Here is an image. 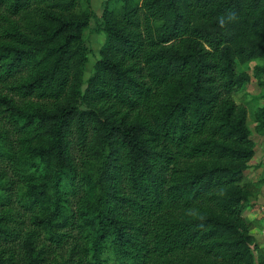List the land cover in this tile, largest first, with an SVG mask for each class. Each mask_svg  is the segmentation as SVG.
<instances>
[{
	"label": "trees",
	"instance_id": "16d2710c",
	"mask_svg": "<svg viewBox=\"0 0 264 264\" xmlns=\"http://www.w3.org/2000/svg\"><path fill=\"white\" fill-rule=\"evenodd\" d=\"M90 1L0 0V264H261L264 0H109L85 81Z\"/></svg>",
	"mask_w": 264,
	"mask_h": 264
},
{
	"label": "rangeland",
	"instance_id": "374dc122",
	"mask_svg": "<svg viewBox=\"0 0 264 264\" xmlns=\"http://www.w3.org/2000/svg\"><path fill=\"white\" fill-rule=\"evenodd\" d=\"M107 1L109 0H91L88 4V6H90V8L97 14V17L91 19L89 26L84 31V40L90 51L88 62L85 66V81L93 75L95 63L99 58V52L106 41V34L104 32H99V23ZM256 67L263 70L258 78H256ZM239 69L240 71L247 72L251 76V81L245 88L236 93L233 98L238 105L244 106L247 110V125L256 142L257 155L261 157V163L264 165V121L259 124L256 119V115L260 109L264 108V59H256L248 63H241ZM0 92L11 95L10 91H8L5 86L0 85ZM78 161L79 159H77V162ZM252 181L257 184L256 186H251L252 189L250 190H252V194H255L250 200V203L246 205L247 208L248 206H251V203H253L251 206L252 208H257L259 206V202H254V200L257 199L259 195L260 191H258V189L261 188V185H264V172H262L259 178L257 176L253 178ZM250 213L251 212H247L246 210L244 211L246 219ZM258 215H261V213L258 214L257 212V214H253L252 219L254 218V220H250L252 228L251 233L256 241L254 255L258 263L264 264V218H259ZM105 258L110 259V261L115 264V258L112 253H107Z\"/></svg>",
	"mask_w": 264,
	"mask_h": 264
},
{
	"label": "crops",
	"instance_id": "0c3cea01",
	"mask_svg": "<svg viewBox=\"0 0 264 264\" xmlns=\"http://www.w3.org/2000/svg\"><path fill=\"white\" fill-rule=\"evenodd\" d=\"M261 157L257 155V152H256V155L255 157L252 159V161L249 163L250 165V168L248 169L247 173H246V178H245V181L246 183H249L250 185L252 186H256V182H253V178H255L256 176L259 178V176L262 174V172H264V165L261 163ZM261 168H260V167ZM259 168V169H258ZM259 192V195L257 197V199L254 200L259 202V206L257 208H252L251 206L253 205V203H251V206H248V208L246 209L247 212H251L250 215L248 216V220L250 221H253L254 218L252 219V215L253 214H258L261 213V215H258L259 218H264V215L262 214L261 212V209H260V205H261V202L264 200V185H261V188L258 189ZM255 194V193H254ZM254 194L253 196L251 197V199L254 197ZM259 208V210H258Z\"/></svg>",
	"mask_w": 264,
	"mask_h": 264
},
{
	"label": "built area",
	"instance_id": "2783aa9c",
	"mask_svg": "<svg viewBox=\"0 0 264 264\" xmlns=\"http://www.w3.org/2000/svg\"><path fill=\"white\" fill-rule=\"evenodd\" d=\"M261 212L264 215V200L261 202V206H260Z\"/></svg>",
	"mask_w": 264,
	"mask_h": 264
}]
</instances>
